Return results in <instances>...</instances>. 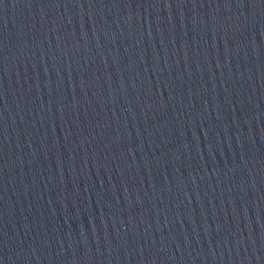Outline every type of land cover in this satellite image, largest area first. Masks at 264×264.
Returning a JSON list of instances; mask_svg holds the SVG:
<instances>
[{"label": "water", "instance_id": "1", "mask_svg": "<svg viewBox=\"0 0 264 264\" xmlns=\"http://www.w3.org/2000/svg\"><path fill=\"white\" fill-rule=\"evenodd\" d=\"M0 264H264V0H0Z\"/></svg>", "mask_w": 264, "mask_h": 264}]
</instances>
